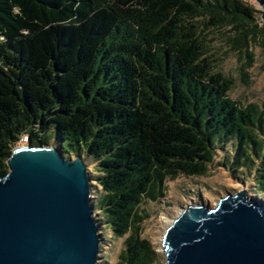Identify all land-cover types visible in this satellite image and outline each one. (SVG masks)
I'll return each mask as SVG.
<instances>
[{"label": "trees", "instance_id": "16d2710c", "mask_svg": "<svg viewBox=\"0 0 264 264\" xmlns=\"http://www.w3.org/2000/svg\"><path fill=\"white\" fill-rule=\"evenodd\" d=\"M263 50L247 0H0V177L23 144L81 156L111 264H161L140 207L169 182L264 199V105L238 96Z\"/></svg>", "mask_w": 264, "mask_h": 264}, {"label": "water", "instance_id": "95a60500", "mask_svg": "<svg viewBox=\"0 0 264 264\" xmlns=\"http://www.w3.org/2000/svg\"><path fill=\"white\" fill-rule=\"evenodd\" d=\"M261 7L264 23V0ZM0 177V264H100L89 167L53 145H20ZM166 264H264V202L241 190L190 203L166 225Z\"/></svg>", "mask_w": 264, "mask_h": 264}, {"label": "rangeland", "instance_id": "374dc122", "mask_svg": "<svg viewBox=\"0 0 264 264\" xmlns=\"http://www.w3.org/2000/svg\"><path fill=\"white\" fill-rule=\"evenodd\" d=\"M256 5L260 11L261 7L256 0H247ZM259 67L250 71V82L248 85H243L239 90V98L242 103L255 101L264 105V50L260 55ZM232 76L240 85V77L233 71ZM242 85V84H241ZM54 145V144H53ZM72 156H75L74 154ZM86 162V161H85ZM86 164L89 167V162ZM212 177L219 180L218 189L204 196V180L195 179L194 184L191 181L177 179L166 184L165 196L159 202H146L140 207V216L144 219L140 223L141 236L150 241L156 248V251L162 254L161 264H166L165 254L162 248V238L164 236L166 225L179 214L182 208L190 203H204L210 207H215L220 198L227 193L235 195L241 190H246L249 195H253V188L247 183L241 184L238 179L233 177L227 171H213ZM212 178V179H213ZM199 195L204 198L199 199ZM259 200L264 202L262 196L256 195ZM99 220V217H97ZM100 232L102 233L100 264H111L115 254L121 249L122 241L111 237L107 229L100 224Z\"/></svg>", "mask_w": 264, "mask_h": 264}, {"label": "bare ground", "instance_id": "6f19581e", "mask_svg": "<svg viewBox=\"0 0 264 264\" xmlns=\"http://www.w3.org/2000/svg\"><path fill=\"white\" fill-rule=\"evenodd\" d=\"M170 224V223H169Z\"/></svg>", "mask_w": 264, "mask_h": 264}]
</instances>
